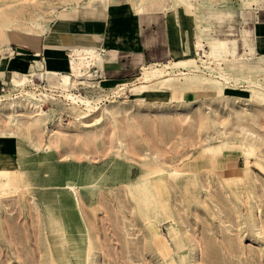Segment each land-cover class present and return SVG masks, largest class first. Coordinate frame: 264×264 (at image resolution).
<instances>
[{"label":"rangeland","instance_id":"374dc122","mask_svg":"<svg viewBox=\"0 0 264 264\" xmlns=\"http://www.w3.org/2000/svg\"><path fill=\"white\" fill-rule=\"evenodd\" d=\"M119 3L136 14L193 16L195 51L185 59L195 62L140 97L133 84L89 89L70 62V73L45 78L39 53L51 24L77 11L74 18L101 17L83 8ZM258 3L0 0V137L18 141L17 162L0 169V264H264V56L215 53L213 43L222 42L238 55L233 41L218 38L240 39L243 28L212 35L206 23L215 11L235 18ZM220 70L229 80L214 84ZM40 79L60 96L39 100ZM32 105L46 115L36 117ZM29 157L37 165L22 168ZM70 213L82 224L73 216L67 222Z\"/></svg>","mask_w":264,"mask_h":264},{"label":"crops","instance_id":"0c3cea01","mask_svg":"<svg viewBox=\"0 0 264 264\" xmlns=\"http://www.w3.org/2000/svg\"><path fill=\"white\" fill-rule=\"evenodd\" d=\"M253 7L261 9L240 13L235 18L224 13L225 11H215L210 21H206L210 25L212 35L215 33L214 28L219 32L233 24L242 25L243 28L240 39L218 38L233 41L238 55L241 56L228 50L226 43L222 42L213 43L212 49L215 53L224 50V53L235 60L264 56V0H259V3L251 8ZM83 9H88L93 15L100 12L102 16L74 18L75 14L80 12L77 11L70 18L52 23L50 31L43 37L39 54L44 58L48 71L67 74L72 48L99 51L102 59L97 64L98 70L108 79L107 85L112 86L125 80L133 81L128 79L136 70L140 71V75L143 67L184 60L188 52L192 54L195 51L194 17L183 9L179 10L178 15L165 14L163 11L144 13L143 10L138 11L137 15L124 3L112 5L108 10L101 7ZM242 41L246 50L244 53L239 50V42ZM46 47L48 49H45ZM34 52L36 54V51ZM29 61L31 62L30 59L24 62ZM8 66L12 70L14 65L9 63L5 68ZM17 146V139L0 137L1 170L11 169L17 162Z\"/></svg>","mask_w":264,"mask_h":264},{"label":"bare ground","instance_id":"6f19581e","mask_svg":"<svg viewBox=\"0 0 264 264\" xmlns=\"http://www.w3.org/2000/svg\"><path fill=\"white\" fill-rule=\"evenodd\" d=\"M139 11H141V9H139ZM208 56H209L208 53H204V57L205 58L208 57ZM204 57H202V58H204ZM101 59H102V54L99 51L83 50V49L82 50L81 49L73 50V56L70 59L71 60L70 61L71 71L73 72V75L76 78H80V79H82V77L83 78H91L90 73H89L90 67L92 65L96 66ZM88 60H91V61H88ZM194 62H195L194 59H188V60L184 59V60H182L180 62H177V63L176 62L175 63L170 62V63L165 64V65H161L160 64V65L146 66V67L142 68L140 77L136 81H134L133 83H125L124 85H121V86L125 87V88H129L133 84L132 93H134L135 96H139L140 97V96H142V95H144L146 93H149L151 91L150 87L153 84H157L158 83V84H162L164 86V85H166L169 82V80H165V79H168V77L177 76V75H174V74H172L170 72L173 69H175V70L176 69H181L182 70L187 65H189V64L191 65ZM205 63L206 62L204 61L203 64H205ZM198 72L202 73L199 70H198ZM187 75L188 74L181 72L178 76H187ZM16 76H18L17 73L15 74V77ZM196 79H198V76H196ZM211 79L213 80L214 84H218V83L224 82V81L226 83V81L229 80L228 77H226V75L224 73H222V70H220V72H217L214 76H212ZM236 79H238V78H236ZM63 80L66 83V82L70 81L71 79L69 77H64ZM243 80H245V79H243ZM14 82H16V78L14 79ZM136 82H137V84L135 85ZM125 88H123V90ZM66 97H67V99H69L73 103V105H78V107L86 106V108H85L86 111L92 112V111L96 110V108H93L91 106V103L88 100H82L79 97H75L73 95H67ZM31 107H32V109L34 107L36 108V110H35L36 113H37L36 117H40L41 118L44 115H46V113H44V110L41 107H38L36 105H32ZM12 109L17 112L15 106H12ZM79 109H81V108H79ZM84 115H86V112L84 113ZM88 117L89 116L86 115L82 119H86ZM37 121L38 120H36V122ZM36 161L37 160L35 159V157L24 158L23 159V163H22V168L34 167L35 165H37ZM76 203H77V206H80L79 198H77ZM72 216L76 217V220L80 224H82V220L80 219V217L74 216L73 213H70L68 215V217L67 216H64V217H65V220L68 222L70 220V217H72ZM78 255L80 256L79 252H78Z\"/></svg>","mask_w":264,"mask_h":264},{"label":"built area","instance_id":"2783aa9c","mask_svg":"<svg viewBox=\"0 0 264 264\" xmlns=\"http://www.w3.org/2000/svg\"><path fill=\"white\" fill-rule=\"evenodd\" d=\"M13 54H15L13 52ZM39 58L40 60L43 62L44 64V73H45V78L48 77V74H53V72H50L47 70L46 66H45V60L43 57H41V55H39ZM69 62H70V55H69ZM70 73V72H69ZM56 74H62V73H56ZM90 76L91 78H85L89 81H91L92 83H90L91 88L89 89H98V90H101V91H106V90H110L111 86L107 85L108 83V79L106 77H103L102 74L100 73V71L98 70V67L97 65H92L91 69H90ZM30 83L28 85H34V79H37L33 76L30 77ZM44 83H47L46 85H44L41 89V84L43 85ZM124 82H121V83H118L117 86H121V85H124L123 84ZM38 87L39 89L36 90L37 92H34L33 94L40 100V99H43V102L44 101H47V100H51V99H55V98H58L60 96V93L59 91L56 89V88H52L49 83L43 79H40V84H38ZM50 87V89L48 88ZM88 88V87H87ZM125 96L126 95V91H125ZM120 96L122 95H119V96H114L113 94H111V97L113 99L115 98H120Z\"/></svg>","mask_w":264,"mask_h":264}]
</instances>
